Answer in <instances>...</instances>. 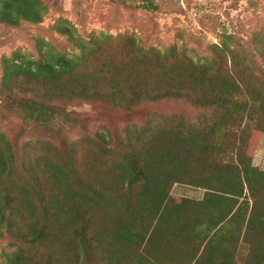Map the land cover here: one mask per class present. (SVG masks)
Segmentation results:
<instances>
[{
  "label": "trees",
  "instance_id": "1",
  "mask_svg": "<svg viewBox=\"0 0 264 264\" xmlns=\"http://www.w3.org/2000/svg\"><path fill=\"white\" fill-rule=\"evenodd\" d=\"M47 11L44 0H0V24L39 23ZM53 29L80 53L38 37L36 58H3L0 94L24 127L72 125L76 101L129 113L175 99L199 112L20 150L0 130V235L13 246L0 264H264V170L252 163L251 136L264 132V75L230 35L196 60L184 46L145 47L130 33L84 41L65 23ZM253 40L264 63V27ZM178 183L202 197L173 195Z\"/></svg>",
  "mask_w": 264,
  "mask_h": 264
},
{
  "label": "rangeland",
  "instance_id": "2",
  "mask_svg": "<svg viewBox=\"0 0 264 264\" xmlns=\"http://www.w3.org/2000/svg\"><path fill=\"white\" fill-rule=\"evenodd\" d=\"M44 1L48 4V11L41 22L23 20L15 26L0 24V83L3 58H11L15 51L36 58L38 37L68 55L80 53V48L67 34L53 29V25L59 22L70 27L76 40L85 41L102 31L113 36L130 33L145 47L184 46L196 60L210 54V44L220 42L224 35H230L228 42L231 47L244 51L247 60L254 65L255 73L264 75V63L255 50L253 40L254 33L264 27V0ZM11 101L0 94V130L6 133L18 150L24 147L27 140L49 139L61 145L85 136H95L98 131H107L111 135L121 133L131 123L140 128L152 122L156 113L178 115L185 112L191 115L199 112L188 102L175 99L142 104L129 113L101 102L76 101L67 105L76 122L72 125L57 123L54 131H49L43 126L24 127L21 117L10 108ZM251 136L259 137L252 153V163L264 170V132L252 130ZM201 189L178 183L172 186L171 192L175 196L191 194L197 199L204 191ZM10 242L6 234L0 235V262L12 250ZM238 252V260L242 263L247 256V247Z\"/></svg>",
  "mask_w": 264,
  "mask_h": 264
},
{
  "label": "crops",
  "instance_id": "3",
  "mask_svg": "<svg viewBox=\"0 0 264 264\" xmlns=\"http://www.w3.org/2000/svg\"><path fill=\"white\" fill-rule=\"evenodd\" d=\"M189 186H190V185H189ZM202 189H203V188H202ZM202 189H201V190H202ZM203 190H204V189H203ZM203 192H204V191H202V193H201V196H199L198 198H201V197H202V195H203ZM189 193H191V191H189ZM199 194H200V193H199ZM186 196H188V197H191V194H189V195H186ZM191 198H192V197H191Z\"/></svg>",
  "mask_w": 264,
  "mask_h": 264
}]
</instances>
